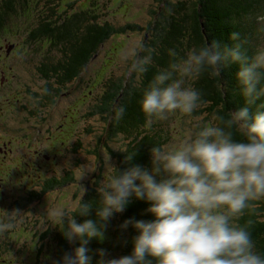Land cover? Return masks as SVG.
<instances>
[{"label":"clouds","instance_id":"9594fccd","mask_svg":"<svg viewBox=\"0 0 264 264\" xmlns=\"http://www.w3.org/2000/svg\"><path fill=\"white\" fill-rule=\"evenodd\" d=\"M230 40L193 46L183 55L169 49L170 62L157 67L140 106L149 125L176 113L191 116L207 102L189 81L209 68L222 71L231 65L239 66L236 79L244 106L227 116L213 113L186 137L155 144L150 168L137 164L120 170L108 156L96 188L97 219H67L61 231L65 240L80 244L52 264H88V243L106 239L110 220L125 212L132 197L148 203L146 212L155 219L125 220L121 232L131 226L138 233L131 239L132 252L117 258L100 249L99 264H264V251L250 231L252 221L236 222L264 200V44L249 54L247 39L239 31L232 32ZM146 51L142 56L129 50L120 53L124 60L133 57L130 73L143 74L153 66L152 52ZM115 111L122 116L124 108ZM236 131L243 139L236 138ZM133 156L128 154L124 163L131 164ZM92 207L83 202L78 215L88 216ZM24 213L0 208V234L15 229ZM52 215L61 221L65 217L61 211Z\"/></svg>","mask_w":264,"mask_h":264},{"label":"rangeland","instance_id":"374dc122","mask_svg":"<svg viewBox=\"0 0 264 264\" xmlns=\"http://www.w3.org/2000/svg\"><path fill=\"white\" fill-rule=\"evenodd\" d=\"M184 1L189 0H31V12L30 10L26 12L30 18H15L14 21H10V26H7L8 36L7 33L1 32L0 45L4 48L0 49V70L4 64L11 65L10 72L16 75V82L9 92H6V89L0 92V113L3 109L0 114V125L2 126L0 137L16 139L13 145H15L17 155L19 154L17 150H20L28 158H33L36 156L34 151H38L42 164H46L42 170L33 172L30 168L34 164L25 167L24 162H27V159L23 156L15 157L17 161L15 165L19 167L16 170L17 174L14 173L17 175L14 177L16 180L5 182L4 187L0 189V208L6 210L19 208L25 212L18 220L15 229L0 234V264L4 263L3 260L9 261L8 264H31L25 258L24 253L28 249L29 254L34 255L38 245L41 250H44L45 230L50 222L55 223L60 220L52 213L61 211L65 213L66 219L73 218L72 211L78 210L82 201H89L93 190L103 180L105 171L103 161L110 156L112 163L117 166L118 161L130 150L131 138L115 132V129H118L116 122L119 118L115 109L118 106L123 107L126 97L134 86L140 83L143 74L130 73L133 57L124 60L120 53L129 50L141 56L146 55V50L161 39L163 29L170 22L171 4ZM84 11L89 16L96 12L99 13L102 24L108 22L119 30L116 29L117 33L112 34L99 46L77 79L56 93L52 98L55 99L52 104L47 105V108L40 107L42 100L37 97V99H32L33 94L41 92L44 84L38 67L41 62H50L47 58H57L60 53L52 49L46 41L31 42L28 38L29 30L35 29L41 16L42 18H57L60 15L71 17L74 13ZM257 28L256 46L264 44V20H258ZM11 43L17 44L20 50L16 53L14 49L8 51L11 48L8 45ZM6 51L10 52L9 57ZM111 86L113 91L108 100L113 102L114 98H117L114 106L112 102L107 104V101L105 103L101 101L106 97ZM118 91L121 95L116 97ZM1 95H4V99ZM10 102L13 106L11 108H9ZM74 107H78L76 108L78 117H75V129L69 128L68 130V133L75 130L74 136L68 139L66 135L63 138L66 142L63 145L58 144V156L52 161L50 160L51 155L56 152L53 148L54 144L50 143L48 136L42 138L41 134L45 131L51 134L58 122H61V126L65 125L68 120L73 123V119H66L65 114ZM104 107L107 108L105 113ZM40 115L44 120L39 119ZM70 116H74L73 111H70ZM209 120H206L204 114L186 116L176 113L160 122L162 129L166 132L168 144L194 133L197 131L198 124ZM49 125H52L50 129ZM21 140L24 141V147L19 143ZM36 143L39 145L34 146L33 144ZM41 153L48 155L50 159L41 157ZM37 161H39L38 158ZM4 169L11 170L7 167ZM14 171L13 166L12 172ZM40 172H43L42 178L39 182H35L33 179ZM30 173L33 174L32 178L27 176ZM8 178L6 175L5 179ZM54 179L62 182L57 192L53 191L50 195L45 194L39 200H26L31 199L32 192L37 194V197L42 196V190L48 182ZM64 179L66 180L63 181ZM116 215L120 214H115L114 217ZM239 220L238 222H241V218ZM25 224L31 228L29 230L33 232L37 243L40 239L35 249V244L29 242V245L24 244L27 248L26 246L24 248V245L20 246L25 241V237L21 231L17 230ZM5 246L10 247L12 251L4 249ZM109 254L117 258L125 255L124 250Z\"/></svg>","mask_w":264,"mask_h":264},{"label":"trees","instance_id":"16d2710c","mask_svg":"<svg viewBox=\"0 0 264 264\" xmlns=\"http://www.w3.org/2000/svg\"><path fill=\"white\" fill-rule=\"evenodd\" d=\"M30 3L31 0H0V36L2 35L1 32H3V34L7 33V36L9 35L7 26L10 21H14L15 18H30V15L26 14L31 8ZM170 12V22L168 26L163 29L161 39H158L156 43L150 47L152 48L153 66L149 67L146 73H143L140 83L134 86V89H132L126 97L127 99H125L123 104L124 113L122 116H119L116 122L118 129H115V132L131 138L132 141L130 143V150L118 161L117 167L120 170L137 164L150 168V149L155 144H167V135L165 130L161 127L160 120H154L153 123L149 125L147 123V117L141 110L140 100L144 89L147 88L149 82L153 78L157 67H167L170 62L171 57L168 55V50L174 48L180 55H183L193 46H201L212 40H217L221 44H231V33L239 31L242 37L247 39V47L249 49V54H251L256 47L258 20L260 17H264V0H189L171 4ZM100 20L101 15L99 13L96 12L89 16L85 11L74 13L71 17L60 15L57 18H42L41 16L39 23H35L37 24L35 29L29 30L30 33L28 38L31 42L46 41L52 49H56L60 53L57 57L58 59L49 57L47 60L50 62H41V65L38 67L44 84L41 88V92L33 94L32 99L39 98V100H42L39 105L40 107L47 108V105L52 104L55 100L52 98L56 93L77 79L85 64L89 63L99 46L109 39L112 34L117 33V28H114L108 22L102 24ZM12 46L15 47H13L14 53L20 50L17 44L11 43L8 45L9 48ZM5 47L8 49L6 44ZM2 48L4 47L0 45V49ZM2 61L5 62L3 59ZM7 65L9 64H6V66ZM238 70V65H231L228 68H224L222 71L209 68L198 79L189 81L193 87L204 93V100L207 102L201 109L197 110L194 115L196 114L199 116L200 114H204L206 115V120H209L213 113L219 112L227 116L232 110L244 106V100L239 93L238 81L236 79ZM113 87L116 89L115 85H113ZM113 87L111 86L110 91H108L106 97H104L105 99L103 98L101 100L103 103L106 101L108 102L107 104L112 102H109L108 97L111 95ZM11 89H8L7 92ZM118 92L116 97L121 95L120 91ZM1 96L4 99V95ZM116 99L117 98H114L112 106L117 102L115 101ZM9 105V108L13 107L11 106V102ZM76 108L78 107L71 108L70 110L74 112L73 117L70 116V111L65 114V118L73 119V123L69 120L67 122L65 121L66 123L63 125V130H60L58 127L61 125V122H58L51 134H48L46 131L41 134L42 138L48 136L47 139L50 140V143L54 144L53 148L56 152L51 155L52 161H54V156H58V144L63 145V143L66 142L63 138H65L66 135H68V139L74 136L75 130L72 132L69 131V133L68 130L69 128L75 129V117H78ZM103 110L104 113L107 112L106 107H104ZM2 111L3 109H1V113ZM39 119L44 120L41 115ZM51 126L52 125H49V129ZM46 128L44 130H46ZM40 131L41 129L38 133ZM32 133L36 134L35 132ZM36 138L38 137L36 136ZM236 138L243 139L239 131H236ZM20 145L24 147V141H22ZM132 153H134V156L131 164L124 163L125 157ZM30 165L31 164L26 165L24 163L25 167ZM13 166L15 167L14 172H12ZM0 167H2L0 168V182L3 181V183H0L1 189L4 187L5 182L16 180L14 177L17 176L15 174H17L16 170H18L19 167L15 164L8 165L7 163H3L2 159H0ZM6 167L11 170L8 171L4 169ZM35 168L36 165L34 164L30 170L33 172L42 170ZM2 169L10 174L5 173ZM42 174L43 172L37 173V177L33 180L39 182L42 178ZM6 175L9 177L8 179H5ZM65 180L66 179L63 181ZM46 182L47 181H45V183ZM61 184L62 182H60L59 179H54L48 182L47 186L42 190V196L37 197V194L32 192L30 194L31 199H25L27 201L33 199L39 200L45 194L50 195L53 191L57 192ZM83 202L89 203L90 205L92 204L93 207L88 216L82 217L78 214ZM82 203L78 210L72 211V216L75 217L77 222L81 223L86 219L96 220V211L100 203V197L96 189L93 190V195L90 200L86 202L82 201ZM149 206L150 205L145 201L137 200L135 197H132L125 212L119 216L116 215L110 220L105 234L106 239L102 242L93 239L88 243L87 247L89 251L87 255L90 257L88 264H99L101 258L98 255V250L100 249H105L108 253L124 250L125 255L130 254L133 247L131 239L135 235H138V233L131 226L126 231L121 232L119 225L125 220L133 217L136 220H154L155 217L146 212ZM66 218L65 216L63 221L60 219L55 223H49L43 235V239H45L44 250H41L40 245H38V249L35 251L34 255H32L29 254L27 249V252L24 253L27 261H30L31 264H52V260L59 258L64 251H71L79 247V240L70 244L65 240L61 232L66 227ZM249 220L252 221L250 231L253 239L256 241L258 249L264 251V200L256 202L255 210L246 211L244 216L241 217V222H238L240 221L239 219L236 222L245 225ZM29 229L31 228L25 224L22 227L20 226L19 230H17L21 231V234L25 237V241L20 246H23L25 243L29 245V242L33 245L35 244V249L40 239H38L37 243L33 232ZM124 241H128V243L125 245ZM27 245H24V248L25 246L27 248ZM4 249L9 250L10 247L5 246ZM13 253L16 254L15 252ZM3 262L2 264L10 263L5 260H3ZM153 264H155V261H153Z\"/></svg>","mask_w":264,"mask_h":264},{"label":"flooded vegetation","instance_id":"af4514ba","mask_svg":"<svg viewBox=\"0 0 264 264\" xmlns=\"http://www.w3.org/2000/svg\"><path fill=\"white\" fill-rule=\"evenodd\" d=\"M14 46H12L10 48V50L14 49L13 48ZM14 51V50H13ZM11 51V53L13 52ZM10 53V52H9ZM9 53H7L6 55L9 57L10 55H8ZM11 65H5L4 66H1V70H0V92L2 89H6L5 91L7 92L8 89H11L12 88V85H14V82H16V75L14 74H11L10 70H11ZM1 119V117H0ZM2 129V126L0 125V130ZM58 129L60 130H63V125L59 126ZM72 134V133H71ZM16 139H4L2 137H0V159L3 160V163H7L8 165L9 164H15L17 163L15 157H24L25 159H27V162H24L26 165H29V164H35L36 165V168L35 169H42L44 168L45 164L46 163H43L41 162V158L39 157V152L38 151H34L35 155L33 158H28L26 154L22 153L20 150H17V152L19 153L17 155V153H15V145L14 144V141ZM18 141V140H17ZM21 141H19V143H21ZM34 146H38L39 144H33ZM42 157H46L47 159L49 158L48 155H45L43 153H41ZM39 159V161H37L36 159ZM50 159V158H49ZM54 160H56V156L53 157ZM51 160V159H50ZM27 176L29 178L32 177V174H27ZM3 196V195H2Z\"/></svg>","mask_w":264,"mask_h":264},{"label":"water","instance_id":"95a60500","mask_svg":"<svg viewBox=\"0 0 264 264\" xmlns=\"http://www.w3.org/2000/svg\"><path fill=\"white\" fill-rule=\"evenodd\" d=\"M10 50V49H9Z\"/></svg>","mask_w":264,"mask_h":264}]
</instances>
